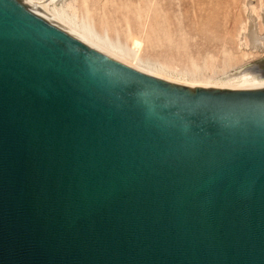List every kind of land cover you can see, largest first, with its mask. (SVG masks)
Segmentation results:
<instances>
[{
  "label": "water",
  "instance_id": "1",
  "mask_svg": "<svg viewBox=\"0 0 264 264\" xmlns=\"http://www.w3.org/2000/svg\"><path fill=\"white\" fill-rule=\"evenodd\" d=\"M0 264H264V85L171 81L0 0Z\"/></svg>",
  "mask_w": 264,
  "mask_h": 264
},
{
  "label": "rangeland",
  "instance_id": "2",
  "mask_svg": "<svg viewBox=\"0 0 264 264\" xmlns=\"http://www.w3.org/2000/svg\"><path fill=\"white\" fill-rule=\"evenodd\" d=\"M248 6L255 8L262 18L255 17L253 26L259 36H264V0H75L74 3L79 14L88 12L98 29L106 28L112 36L120 35L127 45L133 38L140 40L143 57L174 59L185 64L189 59L200 62L207 56L220 62L230 55L235 59L234 70L264 63V49L238 44L242 26H251L247 20Z\"/></svg>",
  "mask_w": 264,
  "mask_h": 264
},
{
  "label": "bare ground",
  "instance_id": "3",
  "mask_svg": "<svg viewBox=\"0 0 264 264\" xmlns=\"http://www.w3.org/2000/svg\"><path fill=\"white\" fill-rule=\"evenodd\" d=\"M28 1H30L32 4L40 8L42 11H44L46 14H48L50 17H52L54 20H56L57 22H59L60 24H62L63 26L71 30L72 32L84 38L85 40L97 46L98 48L102 49L103 51L119 58L120 60L130 65H133L141 70L157 75L159 77H162V78H165L171 81L179 82V83H184V84H201V85L221 86V87H243V86L264 85V78H261L258 74H256L257 72H255L256 71L255 65L249 66L243 69H238V68H236V70H234L235 68L232 69V67L234 66L235 59L232 58L230 55H225L226 59L221 60L220 62H218V60H216L213 56H207L205 58L203 57L202 60L198 57L197 59H200V62L189 59L188 63H185V64L178 63V61L174 59L169 60V61L168 60L161 61V60H155V59L151 60L150 58L143 57L142 55L143 44L140 40L133 38L131 39L130 44L127 45L122 41V39L120 38V35L112 36L110 34L111 32L109 33V29L108 30L106 28L98 29L99 27L97 28L95 26L93 20L87 14L88 12L86 14H79L78 11L75 10L74 8L75 0H72V1H69V0H28ZM246 11L247 13L250 12V15L249 16L246 15V16H248L247 20L249 21V23H251V26L249 27H247L246 25L244 27L242 26L241 32L239 34L238 44L240 47L242 46L248 47L249 45H251L254 49L255 48L264 49V36H261V35L259 36L255 32V28L253 26L254 20H256L255 17L258 20H262V18L259 17V15H257V11L255 8H251L248 6L246 8ZM260 15H262V13ZM127 26L126 28H128ZM101 27L103 28L104 26H101ZM161 45H163V42ZM243 56H245V54ZM229 69H232V70H229Z\"/></svg>",
  "mask_w": 264,
  "mask_h": 264
}]
</instances>
